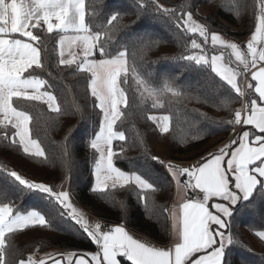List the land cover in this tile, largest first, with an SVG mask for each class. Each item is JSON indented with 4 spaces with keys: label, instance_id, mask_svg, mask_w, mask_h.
Wrapping results in <instances>:
<instances>
[{
    "label": "snow or ice",
    "instance_id": "snow-or-ice-1",
    "mask_svg": "<svg viewBox=\"0 0 264 264\" xmlns=\"http://www.w3.org/2000/svg\"><path fill=\"white\" fill-rule=\"evenodd\" d=\"M96 2L0 0V143L29 158L55 162L37 138L34 123L39 122V116L32 112L36 104H42L57 117L69 114L61 106L53 86L36 74L51 62L47 38L53 34L58 37L56 64L70 70L73 78L79 76L86 82V99L90 98L92 109L98 110V128L86 140L93 177L90 191L112 196L123 212L127 211L124 201H115L120 192L135 194L145 208L155 212L152 196L161 191L147 163L141 168L122 170L115 162L125 159L124 154L133 147L120 127L136 115L135 101L129 96L130 77L136 91L152 101L154 109L163 108L166 97L208 104L231 90L239 99L230 97L225 101L232 118L221 123L231 125L234 133L237 126L243 130L218 151L209 152L190 167H177L171 161L150 156L152 161L164 166L177 189V202L171 210L163 208L171 221L173 243L165 248L135 238L124 224L106 230L99 222L90 223L73 204L71 186L65 189L64 182L70 181L77 168L73 133L79 125L69 126L62 141L55 145L62 169L61 184L34 182L15 170L3 169L0 264H122L121 258L126 264H232L229 252L238 243L232 232L234 214L257 211L258 204L264 203V0H254L251 5L254 29L243 44L225 39L206 22L194 19L186 5L177 9L165 6L161 0H134L138 19L156 13L179 33L190 37V42L181 45L183 51L173 57L187 62L182 65L181 75L198 74L196 83L189 85L188 90L179 83V76L157 78L140 73L137 52L143 59V54L161 43L158 38L117 42L120 47L113 51L114 29L122 13L114 11L105 18L97 11ZM228 3L236 10L249 7L247 0H228ZM129 48L133 49L131 64ZM242 79L247 81L246 88L241 87ZM231 103H240L241 107L232 109ZM85 118L81 114V119ZM207 119L204 113L185 119L179 109L147 115L161 135L171 133L176 123L183 120L190 129L186 139L192 140L201 139L204 130L200 125ZM209 134L213 133L209 130ZM141 154L149 157L147 151ZM24 191L43 194L48 211L19 207L14 197ZM57 217L71 221L67 225L69 229L73 224L78 226L96 250L70 251L59 256L48 253L40 257L33 252L27 259L23 258L12 237L34 226L51 228ZM255 235L264 242V230H256Z\"/></svg>",
    "mask_w": 264,
    "mask_h": 264
},
{
    "label": "trees",
    "instance_id": "trees-1",
    "mask_svg": "<svg viewBox=\"0 0 264 264\" xmlns=\"http://www.w3.org/2000/svg\"><path fill=\"white\" fill-rule=\"evenodd\" d=\"M86 2L92 4L93 0H86ZM161 3L177 9L186 5L193 12L194 19L206 22L210 29L236 42L243 43V40L254 29V9L251 7L254 0H247L249 5L247 10L232 8L228 0H161ZM95 7L105 18L114 11L122 13L114 29L113 51L120 47V43L117 42L127 43L141 39L147 41L149 38H158L161 41L158 46L143 54V59H140L141 53L137 52L136 62L141 65L139 71L142 75L152 74L157 78L179 76V83L185 90H188L189 85L196 83L198 74L184 72L181 75L182 65L187 62L173 59L183 51L181 45L190 42V37L179 33L173 25L167 22L166 18L150 13L141 15L138 19L134 0H97ZM200 8L204 13H199ZM56 39L58 37H55V34L47 38L48 55L51 62L44 71L37 70L36 74L53 86L52 90L58 95L61 106L66 107L69 114L57 117L49 113L46 105L42 104H36L35 109L32 110L34 116H39V122L34 123L38 131L37 138L41 141L42 147L53 156L55 162L44 163L43 158H29L22 152L7 148L0 143V180L5 175L3 169L7 167L34 182H44L49 185L61 184L62 169L58 162L55 145L62 141L69 126L79 125L73 133V150L77 168L72 173L70 181L64 182L66 189L69 188V184L71 186L73 204L103 223L124 224L126 228L157 244H166L169 241V221L163 208H168L170 205L174 184L164 166L150 159V156H157L152 149V141L157 137L163 145L165 157L161 159L165 162L172 160L174 151L178 149H184L189 159H199L211 148L207 142L209 139L220 136L229 137L232 126L221 123L232 118L225 101L230 97L237 100L239 98L235 97L231 90L214 103L208 104L197 103L195 99L176 100L166 97L164 107L154 109L151 106L152 101L143 98L141 93L136 91L135 82L131 77L129 78V96L135 101L133 110L136 115L125 120L120 127L126 132L129 143L133 144V147L124 154L125 159H117L115 162L122 170L141 168L147 163L161 191L152 196V201L156 206L155 212L145 208L137 200L135 194L120 192L115 197V201H124L127 207L125 213L120 205L114 202L112 196L95 195L90 191L93 177L91 175L92 165L89 162L90 150L86 146V140L91 136L94 128H98V110L92 109L90 98L86 99V82L79 76L73 78L70 70L61 69L56 64L58 61L55 52ZM132 52L133 49L129 48L130 64L133 63ZM209 52L211 54L210 49ZM98 56L99 53H97ZM49 71L52 73L51 76H49ZM248 78L250 80V77ZM246 83L247 81L242 79L241 87L246 88ZM230 106L235 109L241 107V104L231 103ZM176 109L181 110L185 119L198 117L199 113L206 114L208 119L202 120L200 125L204 130L201 133V139H186L190 129L183 120L176 123L171 133L164 135H161L155 125L147 120L148 114H168L170 110L175 111ZM81 114L86 118L81 119ZM209 130L213 134H209ZM242 130L239 126L236 133ZM236 133L229 138L228 142L234 138ZM115 143L119 145L120 142ZM142 151H147L149 157L142 156ZM14 199L23 210L35 208L47 212L49 209L48 201L43 194L24 191ZM262 214H264V203L258 204L257 211L234 214L231 220L232 232L238 243L231 246L229 252L232 264H264V259H262L264 258V242L255 235L256 230H264V215ZM71 223V221L57 217L52 221L53 227L46 229L34 226L24 233H17L12 240L15 247L22 251L25 259L33 252L42 254L55 250L82 253L94 250L95 246L78 230V226L73 224L71 229L67 227ZM121 260L122 264H126L123 258Z\"/></svg>",
    "mask_w": 264,
    "mask_h": 264
},
{
    "label": "crops",
    "instance_id": "crops-1",
    "mask_svg": "<svg viewBox=\"0 0 264 264\" xmlns=\"http://www.w3.org/2000/svg\"><path fill=\"white\" fill-rule=\"evenodd\" d=\"M249 77H250V74H249ZM233 134L234 133H230L228 138H223L220 136V137H215V138L209 139L207 142H210V144H212V146L203 156L208 155L209 152L218 151L219 147H221V146H223V144L227 143L229 138ZM184 156H186V157H184ZM203 156H201V157H203ZM201 157L199 159H189V157H187L186 153L184 152V149H178V150L174 151L173 156H172V160H167L166 162L171 161L177 167H190L191 165L196 163L198 160H200ZM183 179H185V178H183ZM65 188H66V185H65ZM177 200H178L177 189H176V186H174L172 199H171L170 205L168 207L169 210H171L172 206L177 202ZM77 208H78V210H80L84 214L85 218L90 223L99 222L103 226V222L100 221L98 218H95L94 216L86 213L84 210H82L79 207H77ZM167 215H168V213H167ZM168 221H169V241L166 244H157L156 242L148 239L145 236L137 234V233L133 232L132 230H130V234H134L135 238L141 239L142 241L151 242L154 246H157V247H165V248L172 247L173 246L172 236L170 234L171 233V221L169 218H168ZM95 250L96 249H94L92 251H88V252H94ZM66 252H69V251H66ZM42 254H44V253H42ZM42 254H39L37 257L43 256ZM60 254H63V253H58L54 256H59Z\"/></svg>",
    "mask_w": 264,
    "mask_h": 264
},
{
    "label": "rangeland",
    "instance_id": "rangeland-1",
    "mask_svg": "<svg viewBox=\"0 0 264 264\" xmlns=\"http://www.w3.org/2000/svg\"><path fill=\"white\" fill-rule=\"evenodd\" d=\"M199 13H204V11H203V9H199ZM250 34H251V32H250ZM250 34L248 35V36H250ZM223 36V35H222ZM247 36V37H248ZM246 37V38H247ZM224 38L225 39H229V38H227V37H225L224 36ZM246 38L243 40V43H246ZM242 43V44H243ZM154 115H161V113H153ZM238 128L239 127H237L236 128V130H238ZM233 131V129L231 130V132L230 133H234V132H232ZM208 144H209V146H212V144H210V142H208ZM152 149L154 150V152H155V154L158 156V157H160V158H164L165 157V151H164V148H163V145L160 143V141H159V139L157 138V137H155L154 138V140L152 141ZM185 153H186V155H187V157H188V154H187V152L186 151H184ZM205 153H203V155H204ZM184 157H186V156H184ZM183 179V178H182ZM42 183H44V182H42ZM173 184H174V186H176L175 185V183L173 182ZM65 185L66 184H64V187H65ZM66 189V188H65ZM70 252V251H69ZM48 253H50V254H52L53 256L54 255H56V254H58V253H66V251L65 252H61V251H55V250H53V251H48V252H46V253H44V254H42V255H45V254H48ZM39 254L37 253V256H38Z\"/></svg>",
    "mask_w": 264,
    "mask_h": 264
},
{
    "label": "built area",
    "instance_id": "built-area-1",
    "mask_svg": "<svg viewBox=\"0 0 264 264\" xmlns=\"http://www.w3.org/2000/svg\"><path fill=\"white\" fill-rule=\"evenodd\" d=\"M239 127V126H238ZM233 132V131H232ZM116 224H112V223H103L104 228L107 230L108 228H110L111 226H114Z\"/></svg>",
    "mask_w": 264,
    "mask_h": 264
}]
</instances>
